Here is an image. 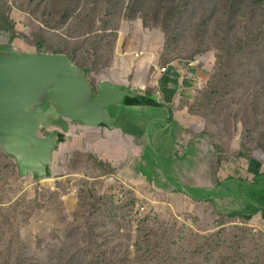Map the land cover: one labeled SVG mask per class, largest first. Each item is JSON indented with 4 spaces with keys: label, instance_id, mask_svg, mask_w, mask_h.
Listing matches in <instances>:
<instances>
[{
    "label": "rangeland",
    "instance_id": "1",
    "mask_svg": "<svg viewBox=\"0 0 264 264\" xmlns=\"http://www.w3.org/2000/svg\"><path fill=\"white\" fill-rule=\"evenodd\" d=\"M114 36L123 49L155 50L157 66L180 61L205 80L171 151L193 152L178 165L181 184L213 189L264 173V0H0V49L85 66L112 54ZM145 111L128 114H156ZM70 156L67 176L41 179L20 177L0 150V264H264V220L233 215L245 208L236 195L197 201L148 181L147 165L140 184L124 183L95 155Z\"/></svg>",
    "mask_w": 264,
    "mask_h": 264
},
{
    "label": "water",
    "instance_id": "2",
    "mask_svg": "<svg viewBox=\"0 0 264 264\" xmlns=\"http://www.w3.org/2000/svg\"><path fill=\"white\" fill-rule=\"evenodd\" d=\"M93 90L94 96L81 93L80 104L74 102L72 74L59 54L10 45L0 53V150L13 157L20 177L43 178L53 159L51 127L66 134L69 122L93 126L100 110L116 107L120 113L135 102L108 81Z\"/></svg>",
    "mask_w": 264,
    "mask_h": 264
},
{
    "label": "crops",
    "instance_id": "3",
    "mask_svg": "<svg viewBox=\"0 0 264 264\" xmlns=\"http://www.w3.org/2000/svg\"><path fill=\"white\" fill-rule=\"evenodd\" d=\"M112 38L115 42L120 41V44L113 46L111 55L99 56L90 61L89 65L81 66L76 63L73 65L88 71V80L93 89L104 80L112 85L152 93L155 98L161 99L162 102L173 107L174 120L186 128V121L191 116L187 105L194 101L197 88L205 82L203 77L197 76L198 72L195 66H187L180 61L157 66L158 53L155 50L148 53L145 51L134 52L130 50L129 46L123 49L120 37ZM82 59L87 61L86 58ZM163 66H167V71L162 74L159 72V68ZM163 75L165 79L162 81L160 77ZM132 76L136 77L133 81H131ZM109 109L112 114L118 113L116 107ZM151 110L156 112L154 116L150 115L146 119L140 117V120H137L150 123L132 131L110 130L98 126L69 127V135H66L68 140L60 143L53 153L52 160L54 161L55 156L56 159L55 164L51 167V176H67L70 173L71 151L89 152L100 161L110 164L116 170V177L121 182L129 183L137 177L136 182L130 183L140 184L142 173L138 174L137 170L140 169L146 154L143 138L147 139L149 145V138L152 136L155 150L158 149L161 152H166L168 142L172 141L169 136L172 129L168 130V127L171 126L163 127L160 124L165 114L153 107ZM134 112L137 111L134 110ZM130 116L122 113L121 119L126 120ZM133 116V119H138V114L134 113ZM152 121L154 123L150 126ZM163 130L165 133L161 135ZM71 136H74V139ZM163 144H166L165 148ZM61 158H63V165L57 164Z\"/></svg>",
    "mask_w": 264,
    "mask_h": 264
},
{
    "label": "trees",
    "instance_id": "4",
    "mask_svg": "<svg viewBox=\"0 0 264 264\" xmlns=\"http://www.w3.org/2000/svg\"><path fill=\"white\" fill-rule=\"evenodd\" d=\"M9 30L11 32L10 43H12L16 37V30L13 25H11ZM4 51L5 49H0V53ZM61 56L71 71L73 85L76 88V98L74 102L80 104L81 93L89 92L91 96H94L93 87L87 76L88 71L73 65L71 60L66 56ZM113 87L120 90L126 97H133L135 100L134 104L128 107L127 110L122 109L120 113L116 114H112L109 108L100 110L96 120L93 122V126L104 127L110 130L122 129L123 131H132V129L129 128L133 127V129L136 130L140 126H147L150 122L144 123L142 121H137L133 119L128 112L129 110H136L143 113L147 107L156 108L165 114L160 123L161 126H171L172 130L169 136H171L173 144L172 141L168 142L166 152H161L158 149L156 150L157 154L146 151L141 167L138 169L141 172H145V165L150 167L151 173H146V175L150 177H147L148 181L155 183L157 187L167 191L185 193L197 201L214 202L216 199H226L232 195H236L244 202L245 208L243 210L234 211L233 215L250 221L256 215L260 214L264 220V173L255 174L252 179L228 176L223 181L216 180L213 189H199L181 184L176 177L178 165L189 160L188 156L192 155L193 152L192 150L187 151L183 157H177V155L171 152L174 149V141L183 128L174 120L173 107L162 102L161 99L155 98L152 93L117 85H113ZM122 113H126L130 117L126 120H122ZM120 120H122V124H119ZM153 123L154 121L151 122L150 126H152ZM134 134H137V132H134ZM67 140L68 138L65 134L58 130H54L52 153L57 150L60 143L66 142ZM165 145L166 144H163L164 148ZM4 154L7 157H11L6 153ZM51 162L52 157L50 158V165L44 173L43 178L51 177Z\"/></svg>",
    "mask_w": 264,
    "mask_h": 264
},
{
    "label": "built area",
    "instance_id": "5",
    "mask_svg": "<svg viewBox=\"0 0 264 264\" xmlns=\"http://www.w3.org/2000/svg\"><path fill=\"white\" fill-rule=\"evenodd\" d=\"M166 71H167V66H163V67L160 68V72H161V73H165ZM164 79H165L164 77H161L160 80L163 81Z\"/></svg>",
    "mask_w": 264,
    "mask_h": 264
}]
</instances>
